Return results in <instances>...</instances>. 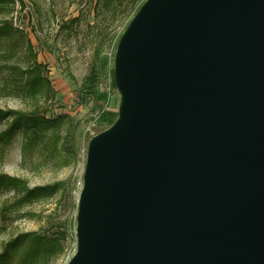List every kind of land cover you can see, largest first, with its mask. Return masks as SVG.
I'll return each instance as SVG.
<instances>
[{
  "label": "water",
  "instance_id": "95a60500",
  "mask_svg": "<svg viewBox=\"0 0 264 264\" xmlns=\"http://www.w3.org/2000/svg\"><path fill=\"white\" fill-rule=\"evenodd\" d=\"M114 84L68 264H264V0H145Z\"/></svg>",
  "mask_w": 264,
  "mask_h": 264
},
{
  "label": "rangeland",
  "instance_id": "374dc122",
  "mask_svg": "<svg viewBox=\"0 0 264 264\" xmlns=\"http://www.w3.org/2000/svg\"><path fill=\"white\" fill-rule=\"evenodd\" d=\"M21 1L24 5L16 0L14 7L0 13V26H13L0 35V109L59 119L57 127L26 151L18 130L5 151L0 149V173L23 180L30 189L56 185L57 192L7 213L0 221V253L20 233L55 236L65 231L64 253L50 264H68L77 246L78 200L89 141L118 116L117 40L143 0L130 5H106L107 0ZM34 60L50 81L49 96L45 89L39 94L27 91L23 70ZM5 127L4 122L0 131ZM13 196L0 193V206L13 202Z\"/></svg>",
  "mask_w": 264,
  "mask_h": 264
},
{
  "label": "trees",
  "instance_id": "16d2710c",
  "mask_svg": "<svg viewBox=\"0 0 264 264\" xmlns=\"http://www.w3.org/2000/svg\"><path fill=\"white\" fill-rule=\"evenodd\" d=\"M144 1L138 4L127 26ZM20 2L24 5L21 0ZM124 2L130 5L136 2V0H107L106 5H122ZM15 3L16 0H0V13L9 11L12 6H15ZM12 28L13 26L9 23L0 26V35ZM28 47L31 51L32 45L29 44ZM40 67L42 65L34 60L31 65L23 70V74L28 77L26 81L27 91L39 94L45 89L44 92L49 96L53 93L52 87L49 79L42 75L39 70ZM58 119L51 120L23 111L0 109V126L4 122L6 123V127L0 131L1 152L3 153L11 144L18 130L22 131L24 138L23 148L26 151L27 148L29 149L46 137V133L53 129L52 127H57L56 123ZM56 192V185H46L30 189L23 180L0 173V193H13L14 195L13 202L0 206V221L5 220L7 213L16 205L27 202L32 203L45 196H52ZM66 238L67 234L65 231H59L55 236L41 235L37 232L20 233L10 239L3 247V251L0 253V264H50L64 253L65 247L63 242Z\"/></svg>",
  "mask_w": 264,
  "mask_h": 264
}]
</instances>
